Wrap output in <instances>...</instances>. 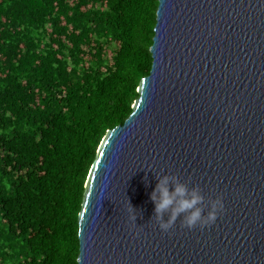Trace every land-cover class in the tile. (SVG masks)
Here are the masks:
<instances>
[{"label":"water","instance_id":"obj_1","mask_svg":"<svg viewBox=\"0 0 264 264\" xmlns=\"http://www.w3.org/2000/svg\"><path fill=\"white\" fill-rule=\"evenodd\" d=\"M151 53L89 174L79 264H264V0H160ZM163 174L222 197L216 222L161 231Z\"/></svg>","mask_w":264,"mask_h":264},{"label":"trees","instance_id":"obj_2","mask_svg":"<svg viewBox=\"0 0 264 264\" xmlns=\"http://www.w3.org/2000/svg\"><path fill=\"white\" fill-rule=\"evenodd\" d=\"M160 0H0V264H79L85 186L152 69Z\"/></svg>","mask_w":264,"mask_h":264},{"label":"clouds","instance_id":"obj_3","mask_svg":"<svg viewBox=\"0 0 264 264\" xmlns=\"http://www.w3.org/2000/svg\"><path fill=\"white\" fill-rule=\"evenodd\" d=\"M150 199L154 204L153 217L163 232L171 229L178 219L188 229L210 226L224 211L222 197L218 196L205 203L199 186L189 188L179 177L169 174L158 175ZM129 213L130 220L135 223L137 210L131 204Z\"/></svg>","mask_w":264,"mask_h":264}]
</instances>
